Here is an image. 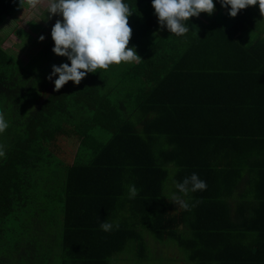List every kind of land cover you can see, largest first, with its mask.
<instances>
[{"label": "trees", "instance_id": "16d2710c", "mask_svg": "<svg viewBox=\"0 0 264 264\" xmlns=\"http://www.w3.org/2000/svg\"><path fill=\"white\" fill-rule=\"evenodd\" d=\"M124 2L129 47L142 60L69 81L43 103L36 72L0 45V112L11 123L0 134V264H112L136 243L142 259L146 231L177 243L191 264H264L259 6L223 25L217 17L229 9L214 0L211 16L190 18L176 36L151 0ZM18 5L0 0V27L28 12ZM227 135L245 151L218 153ZM193 173L207 187L183 196L174 181ZM171 185L190 211L174 208Z\"/></svg>", "mask_w": 264, "mask_h": 264}, {"label": "clouds", "instance_id": "9594fccd", "mask_svg": "<svg viewBox=\"0 0 264 264\" xmlns=\"http://www.w3.org/2000/svg\"><path fill=\"white\" fill-rule=\"evenodd\" d=\"M44 0H19V7L36 9ZM221 7L228 8V15L235 18L249 6H259L264 16V0H219ZM48 18L59 16L51 29L54 42L53 53L66 57L70 63L52 65L47 79L54 81L55 91L69 81L79 85L89 73L107 70L110 66H119L121 62L136 63L142 60L135 47H129L132 28L129 17L130 6L124 0H46ZM154 14L161 28L176 36H183L190 30L187 22L201 13L211 16L216 5L214 0H151ZM45 37L41 35L40 41ZM9 127L4 113L0 112V134ZM4 146L0 145V158L5 157ZM175 187L183 196L189 192L203 191L207 184L196 173L185 177L182 182L174 181ZM129 198H135L138 189L135 185L128 187ZM170 200L176 206L190 211V205L181 195L172 193ZM118 228L119 225L117 224ZM100 228L110 232L113 225L101 222Z\"/></svg>", "mask_w": 264, "mask_h": 264}, {"label": "rangeland", "instance_id": "374dc122", "mask_svg": "<svg viewBox=\"0 0 264 264\" xmlns=\"http://www.w3.org/2000/svg\"><path fill=\"white\" fill-rule=\"evenodd\" d=\"M25 8L28 12L18 14L16 20L13 16L0 27V45L14 61L27 65L36 72V87L40 89L43 87L41 97L43 103L45 98L55 90L54 81L58 78V76L53 77L51 81L47 79L52 65H59L66 60L65 57L53 53L54 42L49 43L52 40L53 25L57 19L62 18L59 16L48 18L46 0L36 9ZM233 20L234 18L230 17L226 10L217 17V21L223 25H230ZM41 35L45 37L43 41L39 40ZM5 119L10 127V121L6 117ZM166 189L167 197L170 198L172 185ZM143 236L146 241L144 247L146 250L142 259L137 256L138 244L136 243L129 245L124 253L113 259L112 264H191L188 262L186 252L177 243L157 241L153 233L149 231L143 233Z\"/></svg>", "mask_w": 264, "mask_h": 264}, {"label": "crops", "instance_id": "0c3cea01", "mask_svg": "<svg viewBox=\"0 0 264 264\" xmlns=\"http://www.w3.org/2000/svg\"><path fill=\"white\" fill-rule=\"evenodd\" d=\"M227 103V102H225ZM221 118H217V120L221 119L220 121H224L226 118H228V116H220ZM225 118V119H222ZM226 123L228 122L227 120H225ZM224 123V124H226ZM223 129V128H222ZM223 131H221L220 136L222 135ZM233 136H226L218 141H216L217 145L215 147V149H219L218 153H223L224 155H234V154H241L245 151L244 146H243V142L242 141H238V139H233ZM232 140V141H231ZM215 153V152H214ZM213 153V154H214ZM260 181L263 183L264 186V178L260 179ZM240 199L236 201H234L233 206L236 207V203L238 204V201ZM244 202H248L247 200H244ZM174 208L175 209H180L179 206H176L174 203Z\"/></svg>", "mask_w": 264, "mask_h": 264}]
</instances>
